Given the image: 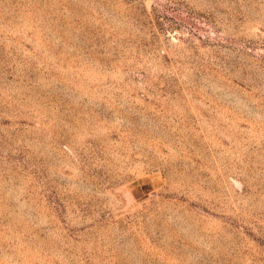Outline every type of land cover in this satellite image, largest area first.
Here are the masks:
<instances>
[{
    "label": "rangeland",
    "instance_id": "374dc122",
    "mask_svg": "<svg viewBox=\"0 0 264 264\" xmlns=\"http://www.w3.org/2000/svg\"><path fill=\"white\" fill-rule=\"evenodd\" d=\"M0 264H264V0H0Z\"/></svg>",
    "mask_w": 264,
    "mask_h": 264
}]
</instances>
